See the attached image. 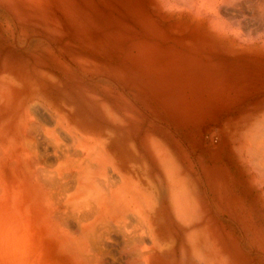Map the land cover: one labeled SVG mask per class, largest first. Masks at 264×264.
Returning a JSON list of instances; mask_svg holds the SVG:
<instances>
[{"label":"rangeland","instance_id":"374dc122","mask_svg":"<svg viewBox=\"0 0 264 264\" xmlns=\"http://www.w3.org/2000/svg\"><path fill=\"white\" fill-rule=\"evenodd\" d=\"M175 1L0 0V92L137 187L147 221L104 232L100 264H264V192L239 148L264 117V47Z\"/></svg>","mask_w":264,"mask_h":264},{"label":"bare ground","instance_id":"6f19581e","mask_svg":"<svg viewBox=\"0 0 264 264\" xmlns=\"http://www.w3.org/2000/svg\"><path fill=\"white\" fill-rule=\"evenodd\" d=\"M179 6L211 17L215 31L240 45L264 47V0H179ZM35 117L34 104L25 107L16 95L0 92V264H100L104 232L118 226L133 234L135 217L147 221V212H131L137 187L119 182L116 169L78 130L42 127ZM39 131L53 142L54 162L39 153ZM239 142L264 192V117Z\"/></svg>","mask_w":264,"mask_h":264}]
</instances>
